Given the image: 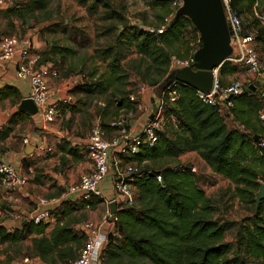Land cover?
I'll return each instance as SVG.
<instances>
[{"label":"trees","instance_id":"16d2710c","mask_svg":"<svg viewBox=\"0 0 264 264\" xmlns=\"http://www.w3.org/2000/svg\"><path fill=\"white\" fill-rule=\"evenodd\" d=\"M75 1L91 14H96L99 5L107 9L101 19L115 20L116 26L108 30L117 31L119 43L104 52L103 58L108 60L104 88L102 84H94L95 90L81 87L78 92L93 93L117 84L111 92L116 105L120 111L134 110L136 103L129 101L132 93L127 88L128 73H132L141 84L150 87L167 82L179 95L166 112L175 116L178 130L166 129L154 145L142 146L138 154L122 158L124 163L140 166L141 175L132 183L134 204L118 207L110 223L113 232L107 234L101 264H264V199L258 206L255 203L261 185L258 181L264 183V175H260L264 150L257 146L261 138L254 141L264 129L257 118L264 104L260 94L252 92L248 86L242 87L243 92L231 98L233 106L226 114L200 102L197 91L191 87L167 79L172 57L187 59L201 47L198 32L190 20L185 16L175 17L169 0H144L154 17L152 23L147 22L146 15L141 17L146 29L125 26L124 15L111 9L108 0ZM255 1L231 0V6L240 15L250 14ZM262 5L264 10V0ZM9 7L6 14L22 16L24 12H42L46 3L45 0H27L22 11ZM168 17L170 22L166 29L157 33ZM247 25L256 28V41L264 44V27L256 20ZM121 42L134 51V58L127 63L128 72L120 66L123 59L120 52L115 51L122 48ZM50 51L62 55L68 52L57 48L53 42ZM238 71L236 65L224 62L219 69V84L225 86L224 77ZM9 96L11 104L19 106L21 97L16 87L6 84L0 88V104ZM27 117L17 109L6 124L0 126V142ZM227 117L231 118L230 129L225 122ZM105 123L101 114L102 128L110 131ZM65 151L76 153L75 149ZM186 152L196 153L212 173L227 179L233 186L231 199L252 204V216L238 224L217 218V209L198 187L192 166L179 162V157ZM23 165L26 167V163ZM157 176L161 177V183L157 182ZM89 204L92 209L103 204V200L95 197ZM84 206L83 202L75 206L63 202L61 217L51 230H46V224L32 222L22 223L13 230L0 225V245L14 246L30 238L33 256L41 263L69 264L77 258L84 236L73 228L68 213L70 210L79 212ZM237 225L234 242H227L226 234Z\"/></svg>","mask_w":264,"mask_h":264},{"label":"built area","instance_id":"2783aa9c","mask_svg":"<svg viewBox=\"0 0 264 264\" xmlns=\"http://www.w3.org/2000/svg\"><path fill=\"white\" fill-rule=\"evenodd\" d=\"M173 14L182 7L183 0H169ZM223 12L227 25L230 29L231 54L227 59L246 71L253 77L262 76V62L255 49L257 30L252 25H247L240 15L231 6V0H221ZM7 4L0 0V10L6 9ZM251 17L264 27V10H257V3L252 7ZM170 22V17L163 20L157 33L163 32ZM39 57L31 52L29 46L22 45L15 35H3L0 33V70L6 65L14 62V76L17 80L28 83V96L37 107V114L43 126L50 124L57 118L60 106L59 100L49 102L51 98V80L58 77V72L51 66L38 64ZM193 67V55L187 59L171 58L170 72L183 68ZM212 86L207 93L197 91V97L205 105L217 107L221 113H228L233 106L232 97L237 95L238 89L242 88L239 81H234L226 86L218 82L216 71L213 73ZM175 81V80H174ZM150 93L156 106V113L150 119L149 113L145 122L141 124L137 133L130 129V119L133 111H121L120 114L107 122V131L101 126V115L96 117L89 133V140L83 145L91 164L89 173L80 177L78 182L72 185L64 195L76 197L85 204L84 209L90 210L92 198H100L105 204V209L100 216L99 225L91 222H83L79 232L84 236V244L78 256L69 264H101V256L107 243V234L101 233L100 228L110 223L109 204L115 201L117 208L120 206L130 207L134 204L135 188L132 185L136 176L141 175V167L136 163H124L122 158L132 157L139 153L142 146L154 145L161 132L166 129L178 130V121L173 115H167V110L176 102L179 95L176 89L167 84L147 86L140 84L136 91L137 95ZM135 94L129 95V101L135 102ZM68 102V98L62 100ZM98 106L104 107V103L98 102ZM226 113V114H227ZM228 119L230 117H227ZM257 118L264 128V104L257 113ZM23 144H28V138L24 137ZM258 149L264 150V139L258 143ZM194 173V167L191 168ZM109 172L112 175V201L103 199L99 185L107 178ZM161 183V177H156ZM26 180L17 169L10 163L0 161V203H6L8 209L0 208V224L4 223V216L13 221L21 222L24 215L17 211L19 200L15 195L20 188L24 187ZM46 200L39 201V208L34 215L28 219L34 224H51V212L44 208ZM42 207V208H41ZM7 229V228H6ZM8 230H10L8 228ZM21 264H38L28 258H24ZM43 264V263H41Z\"/></svg>","mask_w":264,"mask_h":264},{"label":"rangeland","instance_id":"374dc122","mask_svg":"<svg viewBox=\"0 0 264 264\" xmlns=\"http://www.w3.org/2000/svg\"><path fill=\"white\" fill-rule=\"evenodd\" d=\"M4 1L9 6L11 5L12 8L20 11L23 10V6L27 2V0ZM256 1L257 10L261 11L263 7L262 0ZM108 2L111 5V9L124 15L127 20L126 26L148 28L141 20V17L144 15H146L147 22H154L153 13L146 7L144 0H108ZM45 3L46 8L42 12H24L20 16L6 14V11L5 13L1 11L0 17L7 20L4 25L5 29H8L7 22L11 23L12 20H15L17 25L20 26V31L12 34L18 40L25 39L24 35L26 31L32 30L30 33L37 38L39 37L42 43V50H48L50 42H53L57 48L68 50L64 55L59 53L56 55L59 66L57 64L52 65L58 72V77L54 79V82L57 85L64 84V88L71 86V88L63 89L60 95L64 98L72 96L70 103L65 104L74 112L70 120H77L74 125H80L79 127L82 129H85L86 126L84 125L87 123L89 132L96 117L102 114L103 120L108 122L121 112L111 96V92L114 87H117V84L107 90L93 91V93L78 92V88L81 87L89 88L90 90L93 88L95 90L94 84H102L103 88L106 85L108 60H104L103 55L107 49L115 48V45L119 44L116 40L117 31L114 29L108 30V27L116 26V22L112 18L101 19L105 16L107 10L101 5L98 6L96 14H91L85 6L78 4L75 0H45ZM242 17L247 23L253 20L251 13L242 14ZM0 33L11 34L8 31L2 30H0ZM120 45L122 48L119 49L117 47L118 50L115 49V51L120 52V55L123 57L120 61V66L125 72H128L127 63L130 59L134 58V51L128 49L123 42ZM255 49L261 59L263 66L262 73H264V44L259 41L256 42ZM44 59V57L40 58V64L45 63ZM256 78L245 79V83L255 81ZM128 83V90L130 93L136 95L137 88L141 83L132 73H128ZM262 86L264 87V83ZM11 100L9 96L1 102L0 106H3L4 102L7 103L6 105L10 104ZM98 102L104 103V107L98 106ZM138 115L139 112L134 113L130 122L137 119ZM228 120L226 122L231 127V121ZM262 153L264 154V152ZM179 162L194 167L197 185L213 202L217 209V218H223L238 224L246 217L252 216L253 205L240 202L238 199H231L232 186L221 177L207 172L206 166L196 157L192 159L180 157ZM145 166L151 168L148 164ZM262 167L260 175H264V165ZM151 169L157 171L154 168ZM258 182L264 185L262 181ZM5 209H7L6 205H3L2 210ZM3 219L13 220L8 216H4ZM237 227L238 225L226 234L227 242H234ZM24 258H28L31 263L36 260L31 249L30 238L14 246L0 245V264H21Z\"/></svg>","mask_w":264,"mask_h":264},{"label":"crops","instance_id":"0c3cea01","mask_svg":"<svg viewBox=\"0 0 264 264\" xmlns=\"http://www.w3.org/2000/svg\"><path fill=\"white\" fill-rule=\"evenodd\" d=\"M8 8L10 7L7 4V8L0 10V12L4 11L5 13ZM5 21L7 20L0 17V30L8 31V33L11 34H16L20 31V26L17 25L15 20H12L11 23L7 22L8 29H5ZM30 31H26L24 35L25 39L20 40L21 44L29 46L31 52L36 54L39 58L44 57L46 62L42 65L53 67L52 65L57 64L59 66V61L56 59V55L58 54H53L50 51L52 42L48 44V50H42V43L39 37L37 38L35 35H32ZM13 67L14 62L6 65L0 70V88L6 84L16 87L19 97L23 100L28 96V83L15 78ZM238 68L239 71L235 74L224 77V85L226 86L234 81H239L242 87L251 86V88H254L252 92L256 91L260 94L264 102V87L262 86L264 83V73H262V76L257 77L255 81L250 80L252 82L245 83V79H254V77L248 75L244 69ZM253 84H256L257 87H254ZM51 85V98L49 102L60 101V111L55 121L43 126L38 115L31 116L26 113L28 117L16 125L13 133L5 141L0 142V161L12 164L17 169L18 173L26 180L25 186L15 192L14 195L19 200L16 209L24 215V219L21 222L4 220V223L0 224L10 230L19 228L22 223L30 222L28 219L38 210L40 200H46L44 208L51 212L53 222L49 225L46 224V230H51L55 226L57 219L61 217L60 207L63 202L74 206L80 203L78 198L72 196L67 197L64 195V192L72 185L76 184L82 175L89 173L91 170L90 160L83 149V145L89 140L90 131L88 132L87 129L88 124L86 123L84 125L86 126L85 129L80 128V125H74L77 120H70L74 112L65 105L70 103L72 96L68 97L69 101L64 103L62 101L64 97L60 95L63 89L71 88V86L67 87L65 85L66 88H64V84L57 85L54 79L51 80ZM135 97V109L132 111L133 114L139 112V115L137 119L131 120L130 129L134 133H137L141 124L145 122L151 112L152 96L150 93H146L140 95L139 98L138 95H135ZM6 104L7 103L4 102L3 106H0V126L5 125L10 116L18 109V106H14L11 103L8 105ZM58 118L59 120H57ZM228 121H231V118H229ZM105 124H107V122ZM70 126L71 128H69ZM227 126L229 128L228 124ZM78 128H80V130H78ZM24 137L28 138V144L26 145L22 142ZM258 138H261L260 140L264 139V129L260 132L257 139ZM68 148L75 149L76 153L68 154L65 151ZM180 157L184 159L196 157L206 166L207 172L216 175L212 173L211 169L196 155V153L186 152ZM23 163H26V167H24ZM216 176L221 177L219 175ZM221 178L229 183L227 179ZM111 185L112 175L109 172L107 178L98 187L103 194V199L108 202L112 201L113 194ZM59 192L61 193L60 195ZM3 205H6L8 209L6 203H0V208H3ZM104 209L105 204L103 202V204L90 210L81 209L79 212L70 210L68 216L72 219L73 228L78 230L83 222H91L94 225H99L100 216ZM100 231L101 233L108 234L109 232H113V227L108 223L104 227L102 226ZM35 263L41 264L38 258H36Z\"/></svg>","mask_w":264,"mask_h":264},{"label":"water","instance_id":"95a60500","mask_svg":"<svg viewBox=\"0 0 264 264\" xmlns=\"http://www.w3.org/2000/svg\"><path fill=\"white\" fill-rule=\"evenodd\" d=\"M177 16L187 17L196 31L198 32L201 47L193 54V67L183 68L170 72L169 80H175L178 83L189 86L195 91L207 93L214 79L213 73L216 71L219 75V69L227 61L231 54L230 47V29L227 25L223 12L221 0H183V5L175 14ZM127 20H125V26ZM168 83L165 82L164 85ZM251 91L254 88L249 87ZM243 92L240 88L236 92L237 95ZM152 113L151 119L156 113V106L151 99ZM18 109L28 115L37 114V107L29 99L21 100ZM257 137L254 138V141ZM174 165L173 167H175ZM264 199V185L259 186V190L255 197L256 206ZM111 223L117 211V204L112 201L109 204Z\"/></svg>","mask_w":264,"mask_h":264}]
</instances>
